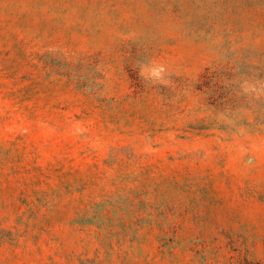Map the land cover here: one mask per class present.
Listing matches in <instances>:
<instances>
[{
  "label": "rangeland",
  "instance_id": "obj_1",
  "mask_svg": "<svg viewBox=\"0 0 264 264\" xmlns=\"http://www.w3.org/2000/svg\"><path fill=\"white\" fill-rule=\"evenodd\" d=\"M0 264H264V0H0Z\"/></svg>",
  "mask_w": 264,
  "mask_h": 264
},
{
  "label": "clouds",
  "instance_id": "obj_2",
  "mask_svg": "<svg viewBox=\"0 0 264 264\" xmlns=\"http://www.w3.org/2000/svg\"><path fill=\"white\" fill-rule=\"evenodd\" d=\"M140 72L149 78H154L156 80H161V74L164 72L163 65H160L154 61L149 62L147 65H141Z\"/></svg>",
  "mask_w": 264,
  "mask_h": 264
}]
</instances>
